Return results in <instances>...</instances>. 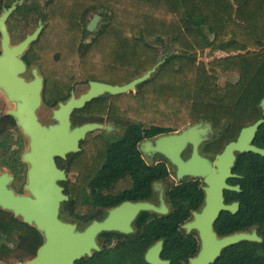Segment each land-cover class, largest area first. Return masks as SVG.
I'll return each instance as SVG.
<instances>
[{"label": "trees", "instance_id": "trees-1", "mask_svg": "<svg viewBox=\"0 0 264 264\" xmlns=\"http://www.w3.org/2000/svg\"><path fill=\"white\" fill-rule=\"evenodd\" d=\"M15 1L0 0V15ZM94 14L102 17V25L85 43ZM35 16L45 27L24 60L29 70L38 68L44 77V103L50 108L69 99L78 86L90 81L125 85L164 60L136 93L105 95L88 105V120L109 116L123 122L125 134L117 141L91 134L82 152L71 157L74 166H61L77 175V183L64 184L72 196L109 195L112 182L127 166H141L137 148L146 138L207 121L216 132L213 144L221 151L242 128L263 118L264 0H25L8 21L10 33L21 34L22 24L29 29ZM218 52L226 56L214 58L209 70L199 61ZM217 69L235 73L237 81L216 85ZM17 130L12 117H1L4 149ZM254 144L264 148V125ZM0 160L6 164L1 155ZM20 164L17 157L6 165L17 180ZM237 165L246 166L248 178L259 179L264 195V157L241 154ZM67 214L65 205L61 218ZM4 243L14 248L3 251ZM42 244L35 228L0 209V259L5 264L33 259Z\"/></svg>", "mask_w": 264, "mask_h": 264}, {"label": "water", "instance_id": "water-1", "mask_svg": "<svg viewBox=\"0 0 264 264\" xmlns=\"http://www.w3.org/2000/svg\"><path fill=\"white\" fill-rule=\"evenodd\" d=\"M24 1H15L10 7L4 8L0 15V95L10 106L5 115L15 120L18 129L28 141V149L22 155V163L27 166V173L23 192L19 193L13 188L14 175L2 171L0 163V209L35 228L43 237V244L33 259L15 264H75L85 257H92L95 251L100 250L97 238L102 232L114 229L113 217L110 215L104 222H94L83 231L77 225L63 221L60 217L61 206L69 197L61 183L67 181L68 177L56 160L79 153L80 145L89 133L103 129L109 131L112 126L87 123L73 127L72 115L105 95L136 93L140 84L157 73L164 60H160L151 70L125 85L90 81L84 93L77 96L73 91L69 99L52 108L53 122L44 124L39 117V111L45 104L44 77L38 68L29 70L24 57L32 44L38 41L45 24L40 21L35 31L18 44H13L8 26L10 17ZM100 19L98 15L93 18L88 26L89 32L97 28ZM27 74L31 75V79ZM259 107L263 118L242 128L237 140L230 142L213 162L202 157L198 150L214 134L210 122H201L185 128L179 134L166 135L155 142L142 144L144 152L160 153L175 165L179 178L199 176L205 179L208 185L205 189L207 207L202 220L211 217L215 219L219 211L225 209L223 191L226 188L234 189L226 185V179L232 175L238 155L253 153L264 157V148L254 144L260 127L264 125V99ZM190 144L194 147L193 155L185 161L182 153ZM199 228L204 251L200 259L192 261L191 264H207L210 257L207 249L211 232L205 222ZM236 239L225 240L224 245ZM157 254L158 251H155L148 256L151 264H169L161 261Z\"/></svg>", "mask_w": 264, "mask_h": 264}, {"label": "flooded vegetation", "instance_id": "flooded-vegetation-1", "mask_svg": "<svg viewBox=\"0 0 264 264\" xmlns=\"http://www.w3.org/2000/svg\"><path fill=\"white\" fill-rule=\"evenodd\" d=\"M73 91L75 89L71 91V95ZM89 104L73 113V127L100 123L112 127L109 131L103 129L89 133L87 138L94 134V137L117 141L124 136L125 127L119 120L109 116L88 120L86 109ZM185 128L141 141L137 148L141 166H127L122 177H117L112 182L109 195L68 194L64 184L77 183V175L72 180L69 176L73 173L64 169L68 179L61 185L69 200L61 206L60 217L65 205L68 210L67 219L61 218L63 221L75 224L83 231L94 222H104L110 215L113 217L114 229L102 232L97 238L100 250L95 251L92 257H85L75 264L89 260H94L97 264H107L108 257L113 259L112 264H151L148 256L155 251H158L157 256L161 261L169 264H191L203 255L204 241L199 227L204 222L211 232L207 264H264L262 184L259 179L248 178L246 166L237 165L240 155L232 168V175L226 179V185L234 189L226 188L223 191L225 209L219 211L215 219L211 217L202 220L207 207L205 189L208 185L205 179L199 176L179 178L178 168L164 155L143 151V143L155 142L166 135L179 134ZM215 136L214 129L212 138L203 142L198 149L202 157L212 162L230 143L219 151L213 144ZM86 140L81 143L79 153L82 152V144ZM193 151V145H188L182 158L187 161L192 157ZM75 154L67 155L66 159L58 158L57 165L60 168L74 166L71 157ZM20 162L22 170H27L21 159ZM10 171L15 177V184L16 176L11 169ZM22 192L23 189L19 191ZM232 238L237 239L224 245L225 240Z\"/></svg>", "mask_w": 264, "mask_h": 264}, {"label": "rangeland", "instance_id": "rangeland-1", "mask_svg": "<svg viewBox=\"0 0 264 264\" xmlns=\"http://www.w3.org/2000/svg\"><path fill=\"white\" fill-rule=\"evenodd\" d=\"M38 1L43 2L44 0H38ZM97 15L100 16L99 14H94L90 18L88 26L91 23V21L93 20V18L95 16H97ZM39 22L40 21L38 20V17L35 16L31 20L29 29H26L25 25L22 24L21 26H22L23 30H22L21 34H26V33L31 34V33H33L35 31V29L38 27ZM101 25H102V17H101V19H100V21L98 23L97 28L93 32H89V34H85V36H84L85 43H90L93 40V38L96 36L97 31L99 30ZM21 34H15L14 36L12 35L13 44H18L20 41H22ZM0 44H1V36H0ZM207 52L208 51H206V53ZM225 56H226L225 53L218 52V53H216L214 55L213 58H207L206 55L200 56L199 57L200 58L199 61L204 62L207 65V69L209 70L210 67H209L208 64H210L213 61L214 58H222V57H225ZM27 77L29 79H31V75L27 74ZM237 79H238V76L235 73H224L221 70H218L216 72L215 84L218 85V86H224L228 82H231V83L236 82ZM87 88H88V86H78L75 89V94L77 96H79L80 94L84 93L87 90ZM9 109H10V106L4 100V98L0 95V117L5 115V113ZM39 117H40L41 121L44 124L52 123L53 122V120H52V109L44 104V106H42V108L39 111ZM3 144L4 143H0V155L2 156V158L4 159L6 164L2 163V161L0 160L1 169L4 172H10L11 173L10 168L8 166H6V165L8 163L11 164L12 160L14 158H17V157H19V159L22 160V155L28 149V141L23 136V134L20 132V130H17V131L12 132L10 134V136L7 138V147L8 148L4 149V147H2ZM26 173H27L26 168H23L21 177L17 180V182L15 184H13V188L17 192H19L21 189H23V186H24L25 181H26ZM69 178L72 179V180H75L76 179V175L75 174H71L69 176ZM13 248L14 247H13L12 244H7V243L2 244V246H1V250L6 251V252H9ZM106 260H107L106 261L107 264H112V260L113 259L111 257H108ZM0 264H5V263H4V261H2L0 259Z\"/></svg>", "mask_w": 264, "mask_h": 264}]
</instances>
